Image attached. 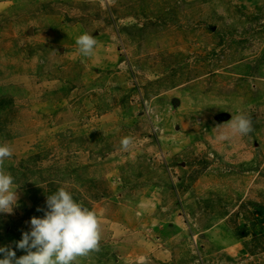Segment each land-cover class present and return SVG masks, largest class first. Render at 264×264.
I'll return each instance as SVG.
<instances>
[{
    "label": "rangeland",
    "instance_id": "1",
    "mask_svg": "<svg viewBox=\"0 0 264 264\" xmlns=\"http://www.w3.org/2000/svg\"><path fill=\"white\" fill-rule=\"evenodd\" d=\"M0 142L17 257L64 186L101 228L75 264H264V0H0Z\"/></svg>",
    "mask_w": 264,
    "mask_h": 264
},
{
    "label": "clouds",
    "instance_id": "2",
    "mask_svg": "<svg viewBox=\"0 0 264 264\" xmlns=\"http://www.w3.org/2000/svg\"><path fill=\"white\" fill-rule=\"evenodd\" d=\"M97 43L95 37L87 32L76 39L78 51L84 56H91ZM227 124L229 130L220 137L224 140L246 136L253 130L251 118L244 113L232 116ZM132 142L131 137H125L121 144L128 148ZM12 155V147L0 142V165ZM14 180L10 172L0 167V213L13 214L19 206ZM37 211H43L44 215L33 216L30 230L24 231L22 238L15 242V248L25 254L17 257L14 248L0 247V264H75L78 257L99 251L102 237L96 213L74 199L64 186L47 195L46 208H37Z\"/></svg>",
    "mask_w": 264,
    "mask_h": 264
},
{
    "label": "trees",
    "instance_id": "3",
    "mask_svg": "<svg viewBox=\"0 0 264 264\" xmlns=\"http://www.w3.org/2000/svg\"><path fill=\"white\" fill-rule=\"evenodd\" d=\"M264 212V208L258 209V215H261Z\"/></svg>",
    "mask_w": 264,
    "mask_h": 264
}]
</instances>
